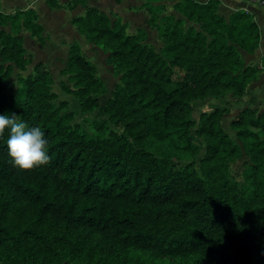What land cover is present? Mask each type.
<instances>
[{
  "label": "trees",
  "instance_id": "trees-1",
  "mask_svg": "<svg viewBox=\"0 0 264 264\" xmlns=\"http://www.w3.org/2000/svg\"><path fill=\"white\" fill-rule=\"evenodd\" d=\"M45 4L83 8L71 24L86 42L109 51L107 62L121 75L104 112L126 137L103 139L80 123L69 124L59 112L63 103H53L52 76L42 63L18 77L16 98L0 86V115L15 114L29 127L39 126L51 157L45 166L22 171L8 154V133L0 139V262L116 264L144 254L180 264H264V113L246 108L232 121L240 144L222 127L227 109L192 117L193 102L242 98L257 80L261 69L241 57L260 45L253 16L239 10L225 19L217 13L219 0H179L173 9L180 18L151 17L163 43L156 53L142 44V32L126 34L125 24L112 23L87 0ZM186 21L198 29L185 28ZM6 26L8 33L0 30L5 81L32 64L22 30L40 48L48 41L33 9L0 12V27ZM68 55L62 74H71L75 89H63L83 101V110L97 108L90 97L102 85L95 67L79 44ZM175 69L184 72L180 81ZM201 148L197 170L192 161ZM241 153L248 162L238 182L229 165Z\"/></svg>",
  "mask_w": 264,
  "mask_h": 264
},
{
  "label": "rangeland",
  "instance_id": "rangeland-1",
  "mask_svg": "<svg viewBox=\"0 0 264 264\" xmlns=\"http://www.w3.org/2000/svg\"><path fill=\"white\" fill-rule=\"evenodd\" d=\"M119 1V2H117ZM65 4L69 0L64 1ZM179 0L156 2L155 0H87L89 6L95 7L99 11L103 12L108 16L110 21L113 23L119 20L122 24L126 25L125 33L128 35H137L139 32L144 34V40L142 44L153 49L154 52L160 53L163 47L157 30L150 24L151 17L153 20L159 22L160 18L166 15H173L175 19L180 18V14L174 11L173 6ZM153 7H163L164 11H152L148 12L145 8ZM46 7V6H45ZM48 11V10H47ZM42 8H39L38 15L40 16L41 22L45 27V36L48 37V41L45 43L43 48H39L35 39H32L29 34H27V42L24 48L32 55V64L28 66L25 72H19L14 70L11 76L5 81L0 79V86L5 87V94L7 97L18 96L19 84L17 79L19 76L26 77L31 73L33 66L36 63H42L45 68L51 73L52 85L51 91L55 95L53 101L55 107H60L59 112L62 115L68 116L69 124H82L83 128L90 134L96 135L98 137L106 138H116V136L126 137L123 127L115 125L113 121L105 114L104 107L106 102L111 97L113 89L116 84L120 82V73L117 72L114 65L107 62V57L109 51L104 49L102 45H96L93 43H88L85 41L83 36H80L74 26L71 24V20L65 21V24L60 28L51 22H48L47 14ZM64 13H67L64 11ZM65 18L66 15H65ZM64 18L58 19L59 24H63ZM193 26L198 29V26L185 22V28ZM64 28V29H63ZM71 29V30H70ZM79 37H76L73 33ZM72 32V35L68 32ZM80 44L81 52L84 58L95 67V77L99 79L102 83L99 89L91 91L90 97L92 99H97L99 106L94 109L83 110V101L76 98L71 93L66 92L63 87H67L70 90H74V82L70 79L71 74H62V71L67 68L68 60V50L72 44ZM37 46L39 49L34 48ZM249 57L250 55L241 53ZM242 57V56H241ZM246 65H252V60L248 59L246 61L245 56L242 57ZM254 63V62H253ZM254 66V65H252ZM174 79L180 81L184 75V72L179 69L174 70ZM253 82L248 86L247 92L242 98H233L231 95H227L220 98H206L203 101H195L192 103L193 111L192 117L197 119L202 112H211L215 108L227 109V113L223 116L222 127L225 132L238 144L240 142L235 137L234 131L231 129L230 125L234 121L239 113L246 108H251L257 111L258 114L264 113V97H258L256 93V87ZM139 129H143V126ZM201 146L200 141H195ZM145 145V146H144ZM142 146L152 150L151 143L144 144ZM204 154V149L201 148L200 155L195 158L192 163L195 169L199 168V159L202 158ZM248 162L247 157L244 153H241L240 157L235 159L230 165V173L234 176L236 181H243V171L244 163ZM68 259V257H64ZM95 261V260H94ZM100 262L90 263V264H103ZM0 264H20L16 262L12 263H2ZM23 264H37L34 262L23 263ZM116 264H180L179 261L171 262L168 260L154 261L148 255L144 254H132L122 257Z\"/></svg>",
  "mask_w": 264,
  "mask_h": 264
},
{
  "label": "crops",
  "instance_id": "crops-1",
  "mask_svg": "<svg viewBox=\"0 0 264 264\" xmlns=\"http://www.w3.org/2000/svg\"><path fill=\"white\" fill-rule=\"evenodd\" d=\"M64 1L65 0H59L60 5L64 6L65 5ZM195 1L199 2V3H205L208 0H195ZM45 6H46L45 0H0V12L4 15L14 14L17 10H26V9H33L36 11V13L38 15L39 8H42L44 11L48 12L47 13L49 15L47 17L48 22L55 24V27L57 25L59 28L65 24V21H67V20L69 21L76 16H81L84 12L83 8L80 6L76 7L72 11H69L65 8L50 9L47 6L46 7ZM239 10H242V11H245V12H248L249 14H251L253 16L254 21L256 22V24L258 25V27L260 29L261 39H260L259 48L253 54H251V55L248 54V55H250L249 57H246V55H244V54H241V56L242 57L245 56L246 61L248 59L252 60V65L261 69L257 80L254 81L253 84H255L254 86L256 87L257 96L258 97H264V66L262 64V62L264 60V7H262L258 4H255V3H250L247 0H219V6H218L217 13L220 16L224 17L225 19H228L231 14H233L234 12L239 11ZM64 11H66L67 13H64ZM65 15L67 18H65ZM60 18L65 19L63 21L62 25L58 23V19H60ZM38 23L42 27L44 26L41 22L39 15H38ZM65 25H67L70 28L69 22H68V24H65ZM44 28L45 27H43V29ZM45 29H44V34H47V33H45ZM0 30H3V31L8 33L10 31V27L9 26L0 27ZM68 33H70V35H72L71 31ZM73 33L75 34L74 30H73ZM27 34H29L28 31H24V30L21 31V36H23V40H24L23 46L27 42V39H28L26 36ZM29 36H30V34H29ZM75 36L79 37L76 34H75ZM36 45L39 47L38 44H36ZM37 46H34V48L39 49L40 47L38 48ZM80 48H81V46H80ZM27 53H28V51H27ZM241 53H244V52H241ZM31 58L33 59L32 55H31Z\"/></svg>",
  "mask_w": 264,
  "mask_h": 264
},
{
  "label": "clouds",
  "instance_id": "clouds-1",
  "mask_svg": "<svg viewBox=\"0 0 264 264\" xmlns=\"http://www.w3.org/2000/svg\"><path fill=\"white\" fill-rule=\"evenodd\" d=\"M6 132L8 154L17 168L30 171L50 162L49 142L39 126L29 127L15 114L0 115V139Z\"/></svg>",
  "mask_w": 264,
  "mask_h": 264
},
{
  "label": "built area",
  "instance_id": "built-area-1",
  "mask_svg": "<svg viewBox=\"0 0 264 264\" xmlns=\"http://www.w3.org/2000/svg\"><path fill=\"white\" fill-rule=\"evenodd\" d=\"M249 1L250 3H255V4H258L262 7H264V0H247Z\"/></svg>",
  "mask_w": 264,
  "mask_h": 264
}]
</instances>
